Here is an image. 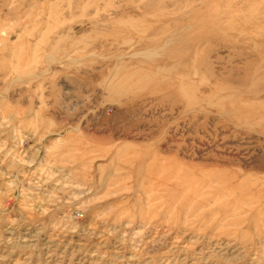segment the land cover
Masks as SVG:
<instances>
[{
	"label": "rangeland",
	"instance_id": "1",
	"mask_svg": "<svg viewBox=\"0 0 264 264\" xmlns=\"http://www.w3.org/2000/svg\"><path fill=\"white\" fill-rule=\"evenodd\" d=\"M0 264H264V0H0Z\"/></svg>",
	"mask_w": 264,
	"mask_h": 264
}]
</instances>
